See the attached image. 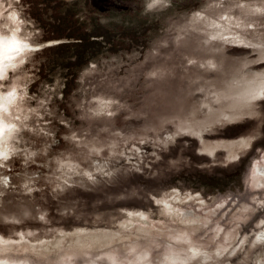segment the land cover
<instances>
[{
  "label": "rangeland",
  "instance_id": "rangeland-1",
  "mask_svg": "<svg viewBox=\"0 0 264 264\" xmlns=\"http://www.w3.org/2000/svg\"><path fill=\"white\" fill-rule=\"evenodd\" d=\"M0 34V264H264V0H0Z\"/></svg>",
  "mask_w": 264,
  "mask_h": 264
},
{
  "label": "clouds",
  "instance_id": "clouds-1",
  "mask_svg": "<svg viewBox=\"0 0 264 264\" xmlns=\"http://www.w3.org/2000/svg\"><path fill=\"white\" fill-rule=\"evenodd\" d=\"M23 39L24 38L19 35L0 34V58L6 59L12 56L19 46L16 42ZM5 103H7L6 100Z\"/></svg>",
  "mask_w": 264,
  "mask_h": 264
},
{
  "label": "snow or ice",
  "instance_id": "snow-or-ice-1",
  "mask_svg": "<svg viewBox=\"0 0 264 264\" xmlns=\"http://www.w3.org/2000/svg\"><path fill=\"white\" fill-rule=\"evenodd\" d=\"M15 17L13 16V19H14ZM16 44L18 45V41L16 42ZM25 47H26V45H25ZM17 50H18V48H17ZM10 97H12V96H14V93H9L8 94ZM3 99H7V98H3ZM4 108V105L2 104V103H0V110H2ZM3 124V122L2 121H0V125H2ZM9 127H11V126H9ZM0 133H2V128H0Z\"/></svg>",
  "mask_w": 264,
  "mask_h": 264
},
{
  "label": "bare ground",
  "instance_id": "bare-ground-1",
  "mask_svg": "<svg viewBox=\"0 0 264 264\" xmlns=\"http://www.w3.org/2000/svg\"><path fill=\"white\" fill-rule=\"evenodd\" d=\"M19 46H18V48L20 47V49H22V47H21V45L20 44H18ZM1 127V126H0ZM263 236H264V234H263Z\"/></svg>",
  "mask_w": 264,
  "mask_h": 264
}]
</instances>
